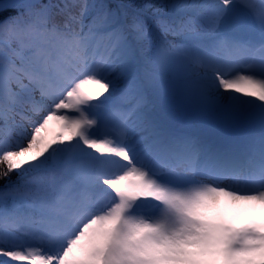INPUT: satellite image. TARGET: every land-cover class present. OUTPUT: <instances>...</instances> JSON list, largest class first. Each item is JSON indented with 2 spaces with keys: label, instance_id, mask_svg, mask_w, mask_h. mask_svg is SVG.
<instances>
[{
  "label": "snow or ice",
  "instance_id": "snow-or-ice-1",
  "mask_svg": "<svg viewBox=\"0 0 264 264\" xmlns=\"http://www.w3.org/2000/svg\"><path fill=\"white\" fill-rule=\"evenodd\" d=\"M0 181V264H264V0H0Z\"/></svg>",
  "mask_w": 264,
  "mask_h": 264
},
{
  "label": "trees",
  "instance_id": "trees-1",
  "mask_svg": "<svg viewBox=\"0 0 264 264\" xmlns=\"http://www.w3.org/2000/svg\"><path fill=\"white\" fill-rule=\"evenodd\" d=\"M13 178H15V177H13ZM4 182L3 181H0V184H3Z\"/></svg>",
  "mask_w": 264,
  "mask_h": 264
}]
</instances>
